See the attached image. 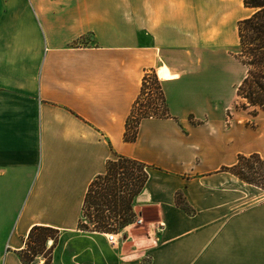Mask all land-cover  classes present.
Returning <instances> with one entry per match:
<instances>
[{"label":"crops","instance_id":"crops-1","mask_svg":"<svg viewBox=\"0 0 264 264\" xmlns=\"http://www.w3.org/2000/svg\"><path fill=\"white\" fill-rule=\"evenodd\" d=\"M241 1L0 0V264H22L32 225L79 231L86 187L114 152L148 165L132 202L150 212L148 235L126 252L103 232L60 238L51 264H264V194L248 202L242 184L256 186L221 170L264 155V132L226 125L219 102L241 78ZM151 71L166 116L142 117L125 141Z\"/></svg>","mask_w":264,"mask_h":264},{"label":"trees","instance_id":"trees-1","mask_svg":"<svg viewBox=\"0 0 264 264\" xmlns=\"http://www.w3.org/2000/svg\"><path fill=\"white\" fill-rule=\"evenodd\" d=\"M242 6L251 12L236 21L237 42L231 54L245 71L235 86V95L241 100L240 105L244 109H264V0H242ZM147 77L160 90L154 71L146 72L130 114L146 85ZM139 120L140 118L128 125L127 118L123 133L125 141L136 138ZM147 168L148 165L140 160L114 152L105 161L104 171L91 178L86 187L76 229L82 232H116L131 223L134 216L132 202L148 178ZM221 170L264 190V156L258 152L238 153L234 164L223 166ZM174 199L176 205L184 211L193 212L179 192L175 193ZM52 231L59 232L56 228L41 224L29 228L24 247L18 251L22 264H30L45 246L47 238L52 239V244L48 247L49 257L57 239L50 234ZM48 257H45L44 264H48Z\"/></svg>","mask_w":264,"mask_h":264},{"label":"rangeland","instance_id":"rangeland-1","mask_svg":"<svg viewBox=\"0 0 264 264\" xmlns=\"http://www.w3.org/2000/svg\"><path fill=\"white\" fill-rule=\"evenodd\" d=\"M241 2H239V3L235 2L234 6H230V9H232V11L234 10V17H233L234 21L232 22V26L235 25L236 21L238 19H240L242 16L247 15L251 12L250 9L244 8L242 6ZM236 42H237V40L235 39L234 44L231 47L232 52L235 49ZM240 68H241V76H242L244 74L245 69L242 65ZM148 80H149V78L147 77L146 81H148ZM157 81L160 85V81L158 78H157ZM149 82H150V84H149L148 88H149V90L152 91V95L150 94V92L148 94L153 96V97L147 98V100H148L147 102L142 100L145 88L147 87V85H145L142 93L139 96L140 98H138L136 101L137 104H135V106H137L138 109L139 108L145 109L146 107H148V109H153L152 104L154 102H157L156 99H160V101H161L160 112L155 113V116H153V117H164V116H166V112H165L166 109H165V103H164V97H163L161 85H160L161 91L160 90L158 91L155 88L154 84L151 82V80H149ZM237 83H234V85H233L234 89L231 88L229 81H227L226 84L224 83L223 100H219L222 107L226 106V112H225L226 125L228 124V122L235 120V121H239L241 123L242 127L246 128L248 130H250L251 128L252 129L256 128V129L264 132V109L258 108L256 110H253L252 107H247L245 109L242 108L240 105L241 100L235 95V86ZM160 92H161V94H160ZM139 118L141 119L142 116H140ZM244 154H248V153H244ZM262 156H264V155H262ZM242 188L249 191V193L251 192L250 194H248V197H249L248 202H252L255 199L260 197L259 195H257V196L252 195L253 192L256 191L258 194L259 193L264 194V190H262L258 187L255 188V187H252L249 185L242 184ZM132 211L134 213V216H133L132 222L128 224L130 227L126 230V229H124V227L127 226L126 225L122 229L114 232V233H116L117 239H116L115 243H111V244H118V242H119L120 245L122 243H124V245L122 244V246H123V251H125V252L132 249V247L135 248L137 246L134 239H136V240L141 239L142 237H145L148 235L147 229H146V224H147V222L152 221V220H150V212H148L147 210L143 211L142 214L140 212L136 213V211H134L133 209H132ZM139 218H140V221L137 222L136 219H139ZM158 224H159L158 227L162 226L161 223H159V221H158ZM108 232H113V231H108ZM50 234L52 236L53 235L56 236V238L59 239L58 242L62 243L64 238L66 239L67 237L74 236L75 234H85V231H83V232L80 230L76 231L74 229L71 232H66L65 234L64 233L60 234V231L57 233L52 231V232H50ZM60 238H63V239L60 240ZM85 238H87V237H85ZM103 238H104V236H103ZM57 239H56V242H57ZM56 242H55V244H56ZM88 243H89L88 241L82 239V240L73 241V242H71L70 245L79 244L82 247L84 245H87ZM51 244H52V239L47 238L45 241V246L41 248L40 253L32 259L30 264H38L41 260H42L41 264H44L43 262L45 260V257L46 258L48 257V251H49L48 247H50ZM129 246H132V247L130 248ZM60 256H62V258H64V259H67V256H66V254H64V252H61ZM49 257H50V260H49L48 264H51L52 251L49 254Z\"/></svg>","mask_w":264,"mask_h":264},{"label":"built area","instance_id":"built-area-1","mask_svg":"<svg viewBox=\"0 0 264 264\" xmlns=\"http://www.w3.org/2000/svg\"><path fill=\"white\" fill-rule=\"evenodd\" d=\"M149 84H150L149 80L146 81L147 87L145 88V91H144V94H143V98H142V100L146 101V102L148 101L147 98H152L153 97V96H151L152 95V91L149 90V88H148ZM149 92H150L151 95L148 94ZM156 101L157 102H154L152 104L153 109H148V107H146L145 109L144 108L143 109H141V108L138 109L137 106H135V108H134L135 110H133L132 113L130 114V116L128 117V125H130L131 123H134L135 120L137 118H139L140 116L153 117V116H155V113L160 112L161 101H160V99H156ZM136 221L137 222L140 221V218L136 219ZM103 234H104V237H105L107 242L115 243V241L117 239L116 233H114V232H104Z\"/></svg>","mask_w":264,"mask_h":264}]
</instances>
